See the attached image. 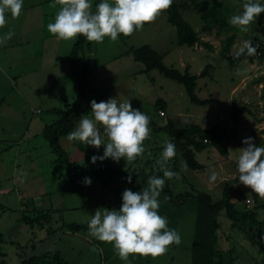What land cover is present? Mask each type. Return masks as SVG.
I'll return each instance as SVG.
<instances>
[{
  "label": "rangeland",
  "instance_id": "rangeland-1",
  "mask_svg": "<svg viewBox=\"0 0 264 264\" xmlns=\"http://www.w3.org/2000/svg\"><path fill=\"white\" fill-rule=\"evenodd\" d=\"M93 1L91 0L92 9ZM182 1L189 3L191 0H175L176 3ZM199 1L207 3L227 24L226 28H229L219 33L217 28H213L210 34L202 33L204 24L200 15L191 9L180 10L182 18L195 31L201 32V42L208 43L212 49H208L201 42L192 48L178 46L176 29L167 22V13L164 12L155 22L144 25L142 31H134L125 40L119 34L116 42H112L109 37H105L103 43L89 42V47L88 44L84 46L83 52L78 56V62L87 65L88 86L91 91L95 90L101 95L100 102L110 98H116L118 103L130 100L134 109L150 117L151 138L144 142L145 152L142 156L132 163H126L123 158L119 162L109 159V163H115L120 169L142 171L143 176L147 178L152 176L163 178V172L160 171L157 162L161 159L165 143L170 140L167 133L160 129L168 120L177 128L198 125L203 129H209L217 126L220 132L226 135L222 143L227 148L228 155L221 156L213 148L196 153L195 159L202 165L198 171H191L188 168L183 170L184 161L176 150V157L169 161L167 167L178 173L179 178L173 177L165 181L168 180L172 184L175 196L180 194L191 196L186 197L181 205L174 206L160 195L158 214L167 219L168 229H174L179 233L181 243L178 246L170 245L165 255L156 258L130 255V264H191L190 248L197 213L194 197L198 193H207L211 195L213 201H218L224 187L228 185L230 198L236 210L242 211L245 205L249 204L251 207L253 205L252 191L236 179L238 175L233 164L239 158V149L244 147L242 141L249 134L255 133V146L264 144V59H259L256 54L252 61L243 60L235 67H230L224 59L226 55L223 56L221 51L223 42L231 34H235L236 39L229 55L236 53L244 41L252 37L259 41L261 47L264 46V13L249 26L248 32L241 33L239 28L231 25L229 21L231 16L242 12L244 0ZM259 2L264 4V0ZM58 5L56 6L59 7ZM57 7L55 9L58 10ZM76 43L77 38L75 42H60L59 47L62 51L58 53L53 66L51 62L39 60L34 72L23 68L26 75L22 83H26L27 89L29 88V93H24V97L29 101V105L31 102L32 107L25 106V102H22L15 90L11 89L10 81L0 74V252L4 254L3 260L6 264H20L23 260L36 256L39 250L38 238L46 234L45 229L38 226L29 227L21 221L23 215H32L30 208L28 211L23 210V205L34 207L36 210L45 208L50 200L48 198L50 196L45 194L51 192L57 195L58 190L64 192L71 190L80 195L95 205L91 206L93 210L101 209L104 203L116 204L120 201L118 196L100 188L99 183L89 175L68 172L54 165L55 156L41 135L45 125L60 117L59 113L53 114L50 110L63 108L65 103L72 104L76 99L77 81L68 65V58ZM145 45L150 46L162 57L165 66L173 67L180 72L188 69L191 75L197 76L196 96L199 99L213 98L217 103L207 106L193 105L181 85L164 78L156 70L146 73L144 66L136 62L129 53L131 49ZM2 56L6 57L0 50V60ZM207 66H211V70L201 76ZM49 75L56 79L54 83L45 82ZM36 79L39 80L37 91L32 89ZM61 84L63 90L59 92L58 85ZM95 97L94 94H89V100H94ZM157 100L166 103L164 116H158L159 111L155 106ZM234 104L240 107L237 123H233L230 118ZM105 141L107 142V138ZM60 145L71 160L77 161L78 154L75 155L74 152L76 148H70L73 147L72 142L67 138H61ZM84 147L93 150L97 157L103 155V146L99 149L89 145ZM77 163L84 166L97 164L86 161L85 158ZM212 170L217 173L214 182L209 181ZM70 175H73L75 180L73 183L69 179ZM86 178L91 180L90 185L82 183ZM120 182V179L116 178L111 185L119 188ZM147 186V182L138 183L131 191L139 192ZM61 215L56 214L55 222L52 224L56 225L55 228L60 227L65 231L68 228L63 225L71 223L68 220L69 216L62 219ZM74 218L71 217V220ZM257 219L264 221V210L257 212ZM76 223H73L76 226L71 227V232L79 230ZM218 223L219 247L225 251L226 264H264V251L253 245L243 230H240L245 225L231 227V222L226 218L224 211L219 213ZM81 233L85 234V230ZM84 243L76 237L67 238L64 234H59L47 247L59 251L60 257L69 264H104L101 251ZM32 244L36 246L35 251H32ZM69 245L75 248L70 249Z\"/></svg>",
  "mask_w": 264,
  "mask_h": 264
},
{
  "label": "clouds",
  "instance_id": "clouds-1",
  "mask_svg": "<svg viewBox=\"0 0 264 264\" xmlns=\"http://www.w3.org/2000/svg\"><path fill=\"white\" fill-rule=\"evenodd\" d=\"M235 2V0H234ZM61 7L53 23L47 25L50 34L63 41H76L83 36L89 42L103 43L105 37L116 42L118 35L130 37L134 31H142L144 25L151 24L170 9L173 0H102L92 9L91 0H55L51 7ZM23 0H0V29L7 24L6 13L13 19L22 14ZM264 13V4L259 0H244L242 12L230 17V24L241 33L249 31V26ZM14 35L9 31L0 37V45ZM254 56L257 48L250 40L236 52L234 58L242 54ZM91 117L84 115L78 126L70 131L67 139L99 149L104 148L102 156H92L91 162L112 159L119 162L123 158L132 163L145 152L144 142L151 138L150 117L134 109L130 100L118 103L116 98L97 103L91 101ZM107 138V142L105 141ZM246 147L239 149L237 169L239 182L264 199V146H255L251 137L242 141ZM176 146L169 140L164 145L161 159L157 162L163 178L152 176L147 187L139 192L126 189L122 195L119 211L97 209L89 216L88 229L91 236L99 241L112 244L119 258L127 264L130 255L163 256L170 245H179L181 237L174 229H168V221L158 214L159 197L165 179L179 178L167 167L176 157ZM187 169L186 162L182 165ZM217 179L215 170L211 171L209 181ZM130 182V178H129ZM84 183L91 184L86 178Z\"/></svg>",
  "mask_w": 264,
  "mask_h": 264
},
{
  "label": "trees",
  "instance_id": "trees-1",
  "mask_svg": "<svg viewBox=\"0 0 264 264\" xmlns=\"http://www.w3.org/2000/svg\"><path fill=\"white\" fill-rule=\"evenodd\" d=\"M102 0L93 1V11L97 4ZM193 10L200 15L203 21L201 29L202 33H211L213 28H217V32H221L224 29L228 30L227 24L219 17V15L205 2L199 0H191L189 3L182 1L176 3L173 0V4L167 13V22L176 29L177 45L186 46L192 48L201 42L200 33L195 31L191 25L186 22L181 14L180 10ZM125 40L128 37H124ZM235 34L228 36L223 42L221 54L225 56L230 67H235L243 60L252 61L254 56H248L246 53L234 58L235 54L229 55L230 48L234 45ZM253 46L259 44V59H264V46L261 47L259 41L252 37L249 39ZM89 47V41L83 36L77 37V43L73 47L70 56L68 58V65L70 72L74 79L77 81V96L72 104L65 103L63 108L51 109L53 114L59 113L60 117L49 125H45L41 132L43 138L47 141L51 153L55 156L54 165L75 173L86 174L94 178L100 185V188L107 190L110 194L119 197L122 202L123 192L128 189L132 190L138 183L144 184L149 178L143 176V172H137L136 170H122L115 163H109V159L104 161L97 160L96 165L84 166L70 159L67 152L61 147L60 139L67 138L70 131L74 130L82 116H91V101L89 100V94H94L95 101L97 103L101 100V95L95 90H90L88 86L89 73L87 65L78 62V56L83 52V47ZM208 49H212L208 43H202ZM129 53L132 55L136 62L141 63L144 66L146 73L156 70L164 78L174 81L184 88L185 94L188 97L191 104L196 106H207L217 103L216 99H199L195 94L197 76L191 75L186 69L184 72H180L173 67H167L164 65L162 57L153 50L150 46H142L136 49H131ZM228 55V56H227ZM208 70H211V66L204 68L201 76H204ZM155 106L158 111L166 112V103L163 100H157ZM240 115V107L234 104L231 108L230 118L233 123H237ZM159 116V115H158ZM160 117V116H159ZM167 133L169 139L175 144L178 154L187 164V168L191 171H198L202 168L196 159V153H200L207 148H213L221 156H227L228 150L223 145L222 140L225 138V133L220 132L217 126L210 127L209 129H203L198 125H186L182 128H177L173 122L167 121L166 125L160 128ZM251 137L253 143L256 144L255 133L249 134L246 138ZM80 152L84 153L85 160L91 161V157L94 156L93 150H87L83 143L72 142ZM264 146V144H259ZM244 147L246 145L244 144ZM237 163L234 162L233 168L235 173L239 177L237 169ZM120 179L119 188L112 187L111 183L114 179ZM130 178V182H129ZM72 183L75 181L73 175L69 176ZM238 179V178H236ZM84 183V181H82ZM85 184V183H84ZM172 184L166 180L162 197L171 205H181L185 198L191 195H177L175 196L172 189ZM194 197V196H193ZM197 205V213L194 224L193 239L190 248V261L191 264H226L224 261V252L219 247L218 231L220 225L218 223V215L221 211H224L226 218L231 222V227H236L239 224L245 225L240 230H243L246 238L260 251H264V221L257 219V212L264 210V199L258 197L255 193H252L253 205L249 209L238 211L235 209L234 204L230 198V189L226 185L223 189L220 200L213 201L211 195L201 192L195 197ZM33 205L32 203H30ZM23 210L32 212V215L22 216L21 221L29 227L41 226V222H51L55 214L58 211H43L36 210L34 207L23 205ZM61 215V213H60ZM59 217V216H58ZM52 233L56 231H51ZM1 242V236H0ZM4 254L0 252V264H6ZM20 264H67L60 254L50 253L40 257H30L20 262Z\"/></svg>",
  "mask_w": 264,
  "mask_h": 264
},
{
  "label": "crops",
  "instance_id": "crops-1",
  "mask_svg": "<svg viewBox=\"0 0 264 264\" xmlns=\"http://www.w3.org/2000/svg\"><path fill=\"white\" fill-rule=\"evenodd\" d=\"M54 2L55 0H23L22 14L19 16V18L13 19L10 13H6L7 24L5 28L0 29V37H2L9 31L14 33L10 40H7L6 43L0 45V50L3 51L6 56L1 57L0 62L3 63H0V74H3L5 78L10 81L11 89L15 90L17 96L20 97L19 99L22 102H25L26 107L30 105L32 107V104L30 102L29 105V101L24 97L26 93H29V88L27 89L26 83H22L24 82V77L26 75L23 71V68L28 70L29 72H34L35 66H38L39 60L51 62V66L55 65V59L58 53L62 51V48L59 47L60 42H65L50 34L47 29V25L54 22L55 16L61 7L60 5H58L59 7L56 6L58 10L55 9L56 7H51L50 5ZM39 34H41L42 36H40ZM68 49L69 47L66 49V51ZM63 50H65V47L63 48ZM7 72L9 73L8 76ZM9 76L12 78L10 79ZM38 81L36 79L34 86L32 87V89L34 88L36 91L39 88ZM54 81H56V79L52 75H49L46 78L45 82H50L51 84L52 82L54 83ZM58 88L59 92H61L63 90V85H58ZM63 103H65V100H63ZM35 111L36 110H33V112ZM71 146L73 147L70 148H76L74 152L75 155L78 154L77 161L84 159V155H82V152H80L73 143ZM98 190L100 191L99 187ZM45 195L50 196L48 197L50 199L48 200V205L45 208H38V210L58 211L62 214V219L65 216H69L68 220L71 224H64L63 226H66L68 228L64 231L60 227H54L56 226L55 224H52L53 222H55L54 219L48 223L42 221L40 223V228L45 229L46 234L45 236L43 235L38 238L37 244L39 246V250L36 253V256L33 255L32 257H40L45 254L55 252L59 253V251L50 250L51 248L47 246L51 244L56 236H58L59 234H64L67 238H71L72 236L76 237L79 240L85 242L84 244L94 246V248L101 251V258L104 264H125V262L119 258L112 244L99 241L98 239L90 235L88 222L90 219L89 216L94 215L95 211L98 209H92V207L95 205L90 204L89 201L84 200L80 195L72 192L71 190H68L67 192L58 190L57 195H54L51 192H47ZM121 205L122 202L120 201L119 203L116 202V204L111 202L110 204L106 205L104 203L101 209L119 211ZM55 216L56 214L53 216V218H55ZM71 217L75 218L71 220ZM76 219H78L77 223ZM81 220L82 222H79ZM74 222L78 224L77 226L79 227V230L77 232L70 231L71 227L76 226L75 224H73ZM49 225H51V227H48ZM82 225L84 226L82 227ZM52 230L56 232L52 233ZM82 230H85V234L81 233ZM31 248L32 251L36 250V246L34 244L31 245ZM74 248H72L71 246L70 249ZM99 251L97 252L98 257L100 258ZM67 264L69 263L67 262ZM127 264H130V256L128 258Z\"/></svg>",
  "mask_w": 264,
  "mask_h": 264
},
{
  "label": "built area",
  "instance_id": "built-area-1",
  "mask_svg": "<svg viewBox=\"0 0 264 264\" xmlns=\"http://www.w3.org/2000/svg\"><path fill=\"white\" fill-rule=\"evenodd\" d=\"M255 47L257 48V56H259V49H260L259 44H256ZM158 115H159V116H164V114L162 113V111H159V112H158ZM252 204H253V201H252ZM250 207H251V205H249V204H247V205L245 206L246 209H249Z\"/></svg>",
  "mask_w": 264,
  "mask_h": 264
}]
</instances>
